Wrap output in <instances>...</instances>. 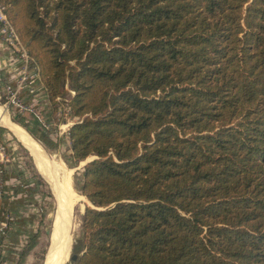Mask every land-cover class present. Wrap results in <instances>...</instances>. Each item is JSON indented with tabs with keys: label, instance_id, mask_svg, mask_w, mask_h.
<instances>
[{
	"label": "trees",
	"instance_id": "16d2710c",
	"mask_svg": "<svg viewBox=\"0 0 264 264\" xmlns=\"http://www.w3.org/2000/svg\"><path fill=\"white\" fill-rule=\"evenodd\" d=\"M0 4L96 156L73 264H264V0Z\"/></svg>",
	"mask_w": 264,
	"mask_h": 264
},
{
	"label": "rangeland",
	"instance_id": "374dc122",
	"mask_svg": "<svg viewBox=\"0 0 264 264\" xmlns=\"http://www.w3.org/2000/svg\"><path fill=\"white\" fill-rule=\"evenodd\" d=\"M0 39L3 43L6 44V41L4 39L3 34L0 32ZM72 93L69 91L67 95H65L64 98L70 99ZM5 103V96L2 94L0 96V109L3 115L7 117L8 122H10V125L8 123L3 124L0 122V133L2 138L6 141L8 145L9 150V157L10 160L6 163V166L9 164H14V166L17 167V169L24 170L27 175L33 174L39 177L40 184H43L45 186L41 191V209L38 216L39 222V229L38 232H35L37 234H33L29 237L28 241L25 242L23 245L21 244V247L19 249L12 248L10 249V254L8 255L9 258H6V249L4 248L6 239H8L9 235L14 232V220L13 215L8 208V206H4L5 208H2L0 210V225L4 221L9 222V228L7 231L10 230V233H6L5 235L0 237V264H45V260L47 257V254L49 253L51 249L52 244V234L50 235L47 230L49 227L54 226V223L48 219V216L50 213L55 212V218L57 214V207L58 202L55 196V193L52 190L51 184L45 180L46 178L41 173V171L38 169L36 157L31 149L26 147V145L18 139L19 137L15 134V128L19 127L21 130L27 133L30 141L33 143L35 147L40 148L43 153H45L46 157L52 159L55 158L56 160H63L65 162V165L68 168H73L74 173L72 175L73 178V185L75 188V191L77 194L80 195V199L77 200L76 205L73 209V217L75 222V227L73 229V235L71 240V249L69 251L70 254H78L81 250H83L84 242H83V226H82V220L83 215L86 210L87 206H91V202L82 194V183L84 179L83 171H84V161H76L72 156L71 151V143L70 138L66 136V134H63V136L59 135H53L52 137V143H46L45 139L38 137V134L33 135L28 129H26L19 120H16V117L18 113L13 110H7L4 106ZM60 113V114H59ZM62 112L57 111L54 114V117L52 119L49 117L47 120L50 123H58L60 124L62 120ZM18 118V117H17ZM20 119V118H19ZM60 120V121H59ZM4 125V126H2ZM41 135V134H40ZM32 152V153H31ZM12 157H11V156ZM12 162V163H11ZM20 166V167H19ZM6 171V167H5ZM43 175H41V174ZM45 179H44V178ZM45 181V183H44ZM5 183L2 188L4 193V199H5ZM54 203V205H52ZM55 221V220H54ZM54 228V227H53ZM53 233V230H52ZM5 249V253L2 252ZM69 258L67 255V259H65V264H73L71 257Z\"/></svg>",
	"mask_w": 264,
	"mask_h": 264
},
{
	"label": "crops",
	"instance_id": "0c3cea01",
	"mask_svg": "<svg viewBox=\"0 0 264 264\" xmlns=\"http://www.w3.org/2000/svg\"><path fill=\"white\" fill-rule=\"evenodd\" d=\"M30 66L32 71L37 73L32 63H30ZM21 67L22 62L18 56L0 39V96L2 94L5 96L4 84L8 81H15L20 75ZM33 85L36 94L30 95L25 93L26 100L35 105L47 120L49 117L52 119L56 112L52 108L45 87L38 74L34 77ZM0 113H2L1 109ZM31 119L37 120L34 116H31ZM40 180L36 175H27L24 170L17 169L14 164L6 166V195L5 199L1 202V208H5V205L8 206L14 220V232L9 235L5 242L6 245H4V248H7L6 258H9L10 249H19L21 244L23 245L28 241L30 236L38 232L40 222L38 216L42 201L40 193L45 187L43 184H40ZM3 250L2 252L5 253V249Z\"/></svg>",
	"mask_w": 264,
	"mask_h": 264
},
{
	"label": "built area",
	"instance_id": "2783aa9c",
	"mask_svg": "<svg viewBox=\"0 0 264 264\" xmlns=\"http://www.w3.org/2000/svg\"><path fill=\"white\" fill-rule=\"evenodd\" d=\"M0 32L3 34L6 43L11 47L12 51L18 56L22 62L20 75L15 81H8L4 84L5 103L4 106L7 110L13 109L18 114L34 116L39 121L44 130L56 132L58 135L66 134L69 137V129L77 120L73 117L71 110L68 106L70 99L58 97V110L62 112V122L50 123L47 121L41 111L33 104L29 103L25 98V93L35 95V87L33 85L34 77L38 73L33 72L30 66L31 59L29 58L25 45L21 42L15 29L10 24L6 14L5 7L0 4ZM72 95L74 91L69 90ZM60 114V113H59ZM60 121V120H59ZM10 160L8 145L3 141L0 133V203L4 199L3 186L5 182V167L6 163ZM0 204V210H1ZM9 222L4 221L0 225V237L6 233H10Z\"/></svg>",
	"mask_w": 264,
	"mask_h": 264
},
{
	"label": "bare ground",
	"instance_id": "6f19581e",
	"mask_svg": "<svg viewBox=\"0 0 264 264\" xmlns=\"http://www.w3.org/2000/svg\"><path fill=\"white\" fill-rule=\"evenodd\" d=\"M0 122L10 125V122L7 121L6 116H3L2 113H0ZM15 129V134L19 137L18 139L34 153L38 169L51 184L58 202L57 214L53 226L51 249L47 254L45 264H65V259L68 258L67 255L69 256L68 253L71 249V240L75 227L73 209L77 200L81 198L80 195L76 193L73 185L72 175L74 169L68 168L61 159L56 160L55 158L50 159L51 157L47 158L45 156L46 154L43 153L40 148L33 145L26 132L19 127Z\"/></svg>",
	"mask_w": 264,
	"mask_h": 264
},
{
	"label": "water",
	"instance_id": "95a60500",
	"mask_svg": "<svg viewBox=\"0 0 264 264\" xmlns=\"http://www.w3.org/2000/svg\"><path fill=\"white\" fill-rule=\"evenodd\" d=\"M2 126H4V125H2ZM95 158H96V156H93V157H89V158H87V159L84 161V166H85L88 162L92 161V160L95 159ZM52 205H54V203H53ZM48 219L51 220V221L54 223V220H55V212L50 213L49 216H48ZM52 230H53V225H52V227H49V229L47 230V232L51 235V234H52ZM76 257H77L76 255H72L71 258L76 259Z\"/></svg>",
	"mask_w": 264,
	"mask_h": 264
}]
</instances>
